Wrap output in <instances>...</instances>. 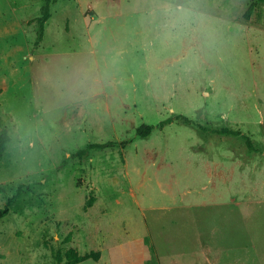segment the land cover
<instances>
[{"label": "rangeland", "instance_id": "obj_1", "mask_svg": "<svg viewBox=\"0 0 264 264\" xmlns=\"http://www.w3.org/2000/svg\"><path fill=\"white\" fill-rule=\"evenodd\" d=\"M43 2L0 0V208L27 185L0 264H107L138 237L160 264H264V2L196 0L202 27L169 38L166 0H55L35 41Z\"/></svg>", "mask_w": 264, "mask_h": 264}, {"label": "trees", "instance_id": "obj_2", "mask_svg": "<svg viewBox=\"0 0 264 264\" xmlns=\"http://www.w3.org/2000/svg\"><path fill=\"white\" fill-rule=\"evenodd\" d=\"M55 0H44L43 5L41 6V13L40 16L37 18V23H38V31L36 34V39L35 41L40 40L41 38V32L43 29V24L45 22V20L49 17V4L51 2H53ZM258 1H262L264 2V0H258ZM254 3L251 2L248 4V6L246 7L243 16L245 18H247L249 16V14L251 13L252 9H253ZM179 118V116H178ZM170 119H165L161 122L158 123V127H161V125H163L166 122H169ZM182 121L186 124L190 123L189 119H186L185 117L182 118ZM152 126L151 125H147V124H140L135 128V133L138 136H146L150 133ZM221 132H226L228 134H237L236 131H230L227 129H220ZM244 142L246 143V145H250L249 144V140L246 136H243ZM8 141V135L7 132L5 131V129H1L0 130V158L5 150L6 147V142ZM121 145L124 146L125 142L121 141L120 143H116V142H112V141H106L103 143H97V144H90L89 146H95V147H105V146H113V145ZM23 187H27V185H22V184H17L14 192L6 198L3 206L0 208V217H2L3 215H5L8 211V206L14 201V199L19 195V193L21 192V190L23 189ZM94 200V197L92 194H89L84 205L83 208L86 209L87 207H89L92 203V201ZM144 242L147 245L148 249H152L151 245L149 243H147V240L144 238ZM99 256V252L98 251H88V252H84L83 254L79 255L77 253V251L74 248H67L63 251L62 254H60L59 252H55L54 254V259L56 261V264H59L61 259L64 258L67 261H71L77 258H82V259H87V258H93L94 260H96Z\"/></svg>", "mask_w": 264, "mask_h": 264}, {"label": "clouds", "instance_id": "obj_3", "mask_svg": "<svg viewBox=\"0 0 264 264\" xmlns=\"http://www.w3.org/2000/svg\"><path fill=\"white\" fill-rule=\"evenodd\" d=\"M161 12L167 20L166 35L169 38L194 33L203 25V13L199 10L196 0H166ZM73 75L75 82L80 86L91 78L86 68L75 70Z\"/></svg>", "mask_w": 264, "mask_h": 264}, {"label": "crops", "instance_id": "obj_4", "mask_svg": "<svg viewBox=\"0 0 264 264\" xmlns=\"http://www.w3.org/2000/svg\"><path fill=\"white\" fill-rule=\"evenodd\" d=\"M77 253L79 255L82 254L78 251ZM79 259L77 258L71 261L73 262ZM106 260L107 264H160L157 254L155 251L148 249L142 237L107 246Z\"/></svg>", "mask_w": 264, "mask_h": 264}]
</instances>
